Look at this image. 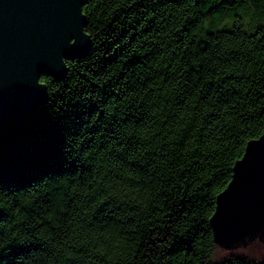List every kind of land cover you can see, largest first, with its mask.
I'll use <instances>...</instances> for the list:
<instances>
[{
    "label": "trees",
    "instance_id": "16d2710c",
    "mask_svg": "<svg viewBox=\"0 0 264 264\" xmlns=\"http://www.w3.org/2000/svg\"><path fill=\"white\" fill-rule=\"evenodd\" d=\"M86 57L0 129V264L214 263L209 220L264 134V0H87Z\"/></svg>",
    "mask_w": 264,
    "mask_h": 264
},
{
    "label": "water",
    "instance_id": "95a60500",
    "mask_svg": "<svg viewBox=\"0 0 264 264\" xmlns=\"http://www.w3.org/2000/svg\"><path fill=\"white\" fill-rule=\"evenodd\" d=\"M87 0H0V129L24 123L46 102L40 79L66 77V62L89 53ZM225 251L264 244V134L246 144L209 220Z\"/></svg>",
    "mask_w": 264,
    "mask_h": 264
},
{
    "label": "rangeland",
    "instance_id": "374dc122",
    "mask_svg": "<svg viewBox=\"0 0 264 264\" xmlns=\"http://www.w3.org/2000/svg\"><path fill=\"white\" fill-rule=\"evenodd\" d=\"M236 254H246V255L257 256V257L264 256V244H262L259 241H255L251 243L249 246H247L246 248H241V249L234 250V251H225V250H222L216 247L213 253L212 260L214 263H220L230 258L232 255H236Z\"/></svg>",
    "mask_w": 264,
    "mask_h": 264
}]
</instances>
